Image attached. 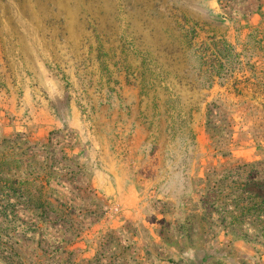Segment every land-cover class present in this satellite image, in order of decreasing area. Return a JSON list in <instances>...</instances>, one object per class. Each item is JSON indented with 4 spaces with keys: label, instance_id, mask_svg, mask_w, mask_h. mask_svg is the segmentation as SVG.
Returning a JSON list of instances; mask_svg holds the SVG:
<instances>
[{
    "label": "rangeland",
    "instance_id": "374dc122",
    "mask_svg": "<svg viewBox=\"0 0 264 264\" xmlns=\"http://www.w3.org/2000/svg\"><path fill=\"white\" fill-rule=\"evenodd\" d=\"M255 9L264 11V0H0V84L5 95L14 89L21 108L20 116L6 118L21 125L16 135L31 134L47 99L89 132L99 122H141L152 142L188 152L201 113L212 151L223 159L210 161L197 178V207L188 222L161 224L162 238L181 249L223 233L262 250L264 159L225 158L234 150L228 138L238 121L228 109L245 102L253 122V105L261 103L243 95L237 77L253 68L263 38L245 36L249 46L242 51L232 45L241 28L232 24ZM6 145L5 155L12 152ZM12 169V162L0 164V264H154L163 257L159 241L136 247L132 223L111 228L102 210L69 207L43 183L31 193L17 191ZM174 229L185 239L174 241Z\"/></svg>",
    "mask_w": 264,
    "mask_h": 264
},
{
    "label": "crops",
    "instance_id": "0c3cea01",
    "mask_svg": "<svg viewBox=\"0 0 264 264\" xmlns=\"http://www.w3.org/2000/svg\"><path fill=\"white\" fill-rule=\"evenodd\" d=\"M232 25L241 26L236 28L237 40L232 41L236 50L249 46L244 38L252 37L254 32L256 38H263L255 47L253 68L244 67L237 77L244 81L243 95L254 94V101H261L253 105V122L247 120L250 109L245 102L233 103L228 109L229 113H237L238 121L231 126L233 131L228 138L234 150L225 158L227 163L239 164L264 159V11L252 10ZM219 87L226 89L225 85ZM8 93L5 95L0 84V164L13 163L10 174L17 191L30 192L31 186L43 183L49 191L60 194L58 201L69 207L102 210L111 228L134 224L136 247H147L154 240L161 242L166 256L157 258L154 264H264V249L229 234L210 235L203 240L212 242L181 249L162 238L161 224L175 227L188 222L197 207V178L205 176L210 161L223 159L212 151L209 127L204 125L201 113L191 126L195 135L193 150L175 152L159 139L152 142L143 132L148 126L141 122H99L96 130L89 132L86 123L75 114L69 122L70 112L56 113L45 98L36 114L35 132L16 135L21 125L18 120L10 122L6 115L20 116L21 108L16 106L14 89ZM219 96L226 98L223 93ZM32 105L36 109L34 102ZM70 130L74 137H69ZM52 131L56 135H50ZM9 142L12 152L5 155ZM172 234L174 241L185 239L183 231L174 229Z\"/></svg>",
    "mask_w": 264,
    "mask_h": 264
}]
</instances>
